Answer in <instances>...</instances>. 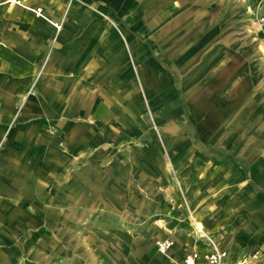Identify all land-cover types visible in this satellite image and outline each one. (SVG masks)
<instances>
[{
	"label": "crops",
	"instance_id": "1",
	"mask_svg": "<svg viewBox=\"0 0 264 264\" xmlns=\"http://www.w3.org/2000/svg\"><path fill=\"white\" fill-rule=\"evenodd\" d=\"M20 2L0 0V264H142L134 242L166 238L182 259L193 221L224 264H264V0Z\"/></svg>",
	"mask_w": 264,
	"mask_h": 264
},
{
	"label": "built area",
	"instance_id": "2",
	"mask_svg": "<svg viewBox=\"0 0 264 264\" xmlns=\"http://www.w3.org/2000/svg\"><path fill=\"white\" fill-rule=\"evenodd\" d=\"M8 5H20V0H7ZM36 14H41V9H35ZM60 26L57 25V28ZM196 231L201 233V227L195 226ZM202 237L207 239L208 248L201 254L196 250L190 251L181 259L177 264H224L227 257V251L221 249L218 244L212 240L210 237H207L206 234H202ZM174 241L166 238L163 240H158L156 242V248L158 252L162 255H168V251L173 247Z\"/></svg>",
	"mask_w": 264,
	"mask_h": 264
},
{
	"label": "rangeland",
	"instance_id": "3",
	"mask_svg": "<svg viewBox=\"0 0 264 264\" xmlns=\"http://www.w3.org/2000/svg\"><path fill=\"white\" fill-rule=\"evenodd\" d=\"M56 199H57V201L55 202V208L57 209V211L58 210L62 211V209H64L65 202L64 201H61V199H62V193H61V191H58V190L56 191ZM41 206H42V203H41ZM73 211H74V207H73ZM55 220H56V226L63 225L64 224V218L63 217H55ZM93 220L94 219H90V222L87 223V221L84 219V222L81 223V219L80 218L72 217V219H71V225L74 226V227L80 226V224L85 225L86 223L89 225V224H92V221ZM95 222H97L96 224H101L103 226L104 225L110 226L111 219L106 218V217H104V218L101 217V218L96 219ZM203 233L206 234L207 237H210L212 240H214L213 237H211L210 235H208L206 233V231H203ZM102 237H111V234H103V235L100 234L99 235V238L102 239ZM78 239H79V235L73 233L72 234V242H79ZM204 239H205V242H206V246H205V250H206L208 248V243H207V239L205 237H204ZM156 242H157V240H155L153 242V247H154L153 250H149V251H147V248L146 249L141 248L139 246L138 241L134 242V243H136V245H135L136 246V252H135V258H136V260L138 262L142 263V264H147V254H148V256H150L152 258H155L154 257V254L155 253L157 255H159V256H163V255H161L158 252V250L156 248ZM101 245H102V241L98 244V246H101ZM202 253H204V251ZM163 257H165V259H167L168 264H177L178 262L181 261V259H174L170 255H167V256L164 255ZM155 259H157V258H155ZM157 263L158 262L154 261V264H157ZM136 264H138V263H136Z\"/></svg>",
	"mask_w": 264,
	"mask_h": 264
},
{
	"label": "bare ground",
	"instance_id": "4",
	"mask_svg": "<svg viewBox=\"0 0 264 264\" xmlns=\"http://www.w3.org/2000/svg\"><path fill=\"white\" fill-rule=\"evenodd\" d=\"M193 223H194V225L195 226H198V227H201V225L200 224H198V223H196L195 221H193ZM193 225V224H192ZM202 228V227H201ZM201 233H199V231L197 232V234H204L203 233V229L200 231ZM242 264V263H241Z\"/></svg>",
	"mask_w": 264,
	"mask_h": 264
}]
</instances>
